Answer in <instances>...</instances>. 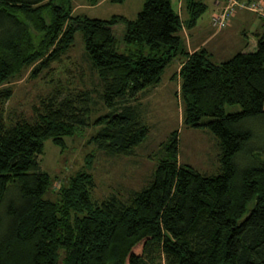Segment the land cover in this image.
<instances>
[{
  "label": "trees",
  "instance_id": "1",
  "mask_svg": "<svg viewBox=\"0 0 264 264\" xmlns=\"http://www.w3.org/2000/svg\"><path fill=\"white\" fill-rule=\"evenodd\" d=\"M182 2L184 18L171 0H146L135 19H101L75 14L73 0H0V208L5 204L9 218L0 234V264H264V160L253 151L252 162L239 164L254 138L245 121L264 117V28L255 33V51L216 63L206 47L191 53L183 37L208 4ZM120 23L125 29L117 36ZM78 31L101 91L71 84L64 93L55 79ZM175 59L183 124L207 127L218 137L221 171L207 174L181 162L174 131L154 156L147 184L126 199H94L95 180L87 170L60 187L58 200L45 198L52 180L39 163L44 141L65 148L68 137L94 124L100 128L89 141L99 151L135 155L151 132L135 102L161 83ZM75 68L67 69L70 77ZM27 70L31 78L56 82L33 105L31 119L7 125L14 93L9 83ZM94 92L108 111L93 120ZM227 104L241 110L227 113ZM206 116L212 119L203 122ZM89 158L92 164L95 155ZM11 184L17 191L7 199Z\"/></svg>",
  "mask_w": 264,
  "mask_h": 264
},
{
  "label": "rangeland",
  "instance_id": "2",
  "mask_svg": "<svg viewBox=\"0 0 264 264\" xmlns=\"http://www.w3.org/2000/svg\"><path fill=\"white\" fill-rule=\"evenodd\" d=\"M146 0H101L97 4H92L90 0H73L74 13L87 15L91 18L109 19L113 15H124L130 19H135L138 13L143 9ZM175 10H178L181 16L186 17V8L182 0H171ZM218 1V3H217ZM257 1L264 3V0H242ZM208 4V10L201 16L198 22V28L189 31L183 29V37L187 44L190 39L201 32L209 31L208 26L212 22V16L217 12L219 5L223 0H205ZM247 7L248 5L245 4ZM248 9V8H247ZM234 17L230 25L222 30H218L212 25V33H222L218 40L209 43V51L212 54L210 59L220 63L237 52L255 51L254 41L256 32L263 31L264 20L259 12L239 8L233 13ZM240 15H248L241 17ZM203 28V29H202ZM125 25L123 23L115 26L114 31L117 36L123 34ZM199 29V30H198ZM213 46V47H212ZM66 63L57 68L55 79H60V85H63L64 93L68 92V85L76 89L96 88L98 86V76H92L88 69V62L84 60L86 49L82 32L78 31L75 36L74 46ZM80 61L83 62V68H80ZM79 64L75 68V65ZM179 59H175L167 66L160 84L149 88L142 94L141 99L135 103L140 105L143 113V120L151 127L148 138L137 148V153L133 156L107 155L99 151L94 143H90L92 136L96 135L100 127L92 124L87 126L83 132L67 138V146L61 148L51 139L44 141V151L39 156L41 169L51 176V186L44 197L52 200H58L59 189L61 186H68L71 178L79 171L87 170L94 176L95 186L93 198L97 200L106 199L112 195H117L126 199L132 190H139L147 184V180L153 174L157 160L155 155L159 154L161 145L168 140L170 134L177 132L179 138V159L181 162L190 164L200 172L207 174H218L221 169L219 161L221 154L220 140L207 127H192L183 124V102L180 97V81L178 76ZM75 68L73 77L67 69ZM82 69L86 73L82 75ZM91 69V68H90ZM89 72V73H88ZM44 75H46L44 73ZM50 77L41 75L38 78L30 77V70L9 83L13 88V96L7 103L5 118L7 125H11L20 118L31 119L33 114V105L38 104L41 98L48 96L53 87ZM83 79H88L83 82ZM85 83V84H84ZM89 85V86H86ZM71 89V88H70ZM97 104L92 114L94 120L108 109L104 106L99 94L94 92ZM227 113H234L241 110L238 104H227L225 106ZM211 117H203L202 121L207 122ZM245 126L254 133V138L248 143L247 155L250 159L239 157V164L245 165L252 162V152L255 159L264 160V117L249 119L245 121ZM89 154L95 155V160L89 163ZM238 159V158H237ZM247 161V162H246ZM10 191L7 199L15 196V186L10 185ZM17 189V188H16ZM5 204L0 208V218L2 227L0 234L8 226Z\"/></svg>",
  "mask_w": 264,
  "mask_h": 264
},
{
  "label": "built area",
  "instance_id": "3",
  "mask_svg": "<svg viewBox=\"0 0 264 264\" xmlns=\"http://www.w3.org/2000/svg\"><path fill=\"white\" fill-rule=\"evenodd\" d=\"M245 4L248 6L246 7ZM237 8L249 9L254 12H259L264 16V3L257 1H247L242 0H223V3L217 10V12L212 16V25L218 30L225 27L228 23L230 17L233 15Z\"/></svg>",
  "mask_w": 264,
  "mask_h": 264
},
{
  "label": "crops",
  "instance_id": "4",
  "mask_svg": "<svg viewBox=\"0 0 264 264\" xmlns=\"http://www.w3.org/2000/svg\"><path fill=\"white\" fill-rule=\"evenodd\" d=\"M218 3V1H217ZM241 17H248V15H240ZM195 28H198V24ZM209 31H205V32H201L200 34H203L202 36L198 37L197 35L199 34L198 32L195 33V35L190 39V42H188V49L189 51L192 53L202 47H206L209 49V43H211V41L213 40H218V38L220 36H222V33L218 34L213 32L212 33V25L210 23V27L208 26ZM203 29V28H202ZM199 30V29H198ZM254 46L257 47V41H254ZM213 47V46H212ZM212 52V51H211ZM181 64L179 63V68H180ZM179 70V69H178Z\"/></svg>",
  "mask_w": 264,
  "mask_h": 264
}]
</instances>
